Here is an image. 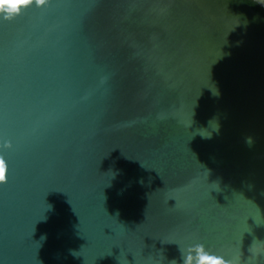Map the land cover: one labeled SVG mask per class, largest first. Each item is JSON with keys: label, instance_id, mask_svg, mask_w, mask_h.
Masks as SVG:
<instances>
[{"label": "water", "instance_id": "1", "mask_svg": "<svg viewBox=\"0 0 264 264\" xmlns=\"http://www.w3.org/2000/svg\"><path fill=\"white\" fill-rule=\"evenodd\" d=\"M20 13L0 14V264H182L179 249L195 264L197 244L264 264V14L247 0Z\"/></svg>", "mask_w": 264, "mask_h": 264}, {"label": "clouds", "instance_id": "2", "mask_svg": "<svg viewBox=\"0 0 264 264\" xmlns=\"http://www.w3.org/2000/svg\"><path fill=\"white\" fill-rule=\"evenodd\" d=\"M35 3L36 6H43L48 3V0H15L11 4V7L4 5L0 7V14H3L5 19L11 20L14 19L20 13V8H26L32 3ZM4 148H10L11 142L5 141ZM8 179V164L3 155H0V184H4ZM196 250V260L195 264H230L229 260H226L223 256L216 255L205 249L203 244H197L193 246ZM182 264H193V255L189 252H185L184 249H179ZM170 264H177V261L173 259L170 261Z\"/></svg>", "mask_w": 264, "mask_h": 264}, {"label": "trees", "instance_id": "3", "mask_svg": "<svg viewBox=\"0 0 264 264\" xmlns=\"http://www.w3.org/2000/svg\"><path fill=\"white\" fill-rule=\"evenodd\" d=\"M247 1L252 3L256 9H258L259 11H261L264 14V6H262L258 1H256V0H247Z\"/></svg>", "mask_w": 264, "mask_h": 264}]
</instances>
